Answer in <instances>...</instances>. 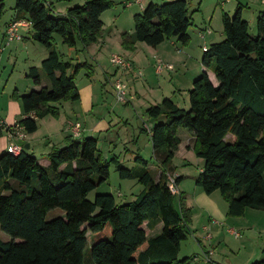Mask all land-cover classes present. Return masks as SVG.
<instances>
[{
	"label": "trees",
	"instance_id": "16d2710c",
	"mask_svg": "<svg viewBox=\"0 0 264 264\" xmlns=\"http://www.w3.org/2000/svg\"><path fill=\"white\" fill-rule=\"evenodd\" d=\"M3 3L0 0V20ZM114 5L111 0H87L59 16L48 0H16L15 9L29 16L33 39L49 51L41 69L50 87L13 95L27 115L19 122L26 134L38 131V119L59 117L52 104L80 100L76 80L81 72L88 79L95 75L94 65L87 61H64L53 48L54 35L69 48L80 44L87 50L102 37L101 16ZM242 12L240 6L233 16L223 13L224 39L203 55L202 64L213 71L218 85L202 72L189 92L188 110L169 98L146 110L157 121L151 142L161 167L158 181L147 169L137 174L124 168L118 157L105 158L94 137H66L64 147H53L47 155L49 167L40 165L23 144L19 155H0V233L11 237L8 242L0 237V264H190L194 257L180 259L179 254L192 212L184 193L173 195L167 184L168 176L175 175L181 128L193 134V151L205 161L197 186L208 195L219 191L228 203L229 217L241 218L247 209L264 211V13L253 37ZM134 22L132 34L121 33L122 47L128 51L138 42L157 48L172 37L184 46L190 42L193 23L187 0L150 2ZM28 77L41 86L36 67ZM160 119L165 120L158 123ZM3 132L0 127V138ZM136 161L149 164L141 156ZM111 165L121 179H138L144 186L134 201L120 204L112 194L88 199L109 179ZM181 179L176 177V186ZM55 209L64 215L47 220ZM159 221L162 232L148 237L142 226ZM253 264H264V252Z\"/></svg>",
	"mask_w": 264,
	"mask_h": 264
},
{
	"label": "crops",
	"instance_id": "0c3cea01",
	"mask_svg": "<svg viewBox=\"0 0 264 264\" xmlns=\"http://www.w3.org/2000/svg\"><path fill=\"white\" fill-rule=\"evenodd\" d=\"M170 1H173V0H170ZM232 1L233 0H220V5L221 7H225V5H227L228 3ZM6 2L7 0H4L3 4L5 5ZM150 2L163 3V2H169V0H143V2H141L143 4V8L142 7L141 8L144 9L146 5H148ZM245 2H246L245 4H243L242 6L240 5V6L244 7V9L245 7H247V9L257 8V11H258L257 17L261 16L264 13V9H261L259 7V5L264 6L261 0H247V1L245 0ZM48 4L53 5L54 13L56 14L55 5L50 0H48ZM136 4H139V3H136ZM132 5L133 4L131 3L130 6H126V7H131ZM69 8L71 7H65L64 14L67 13V10ZM223 13L224 12H222V15ZM65 15H62V16H65ZM242 17L244 19V11L242 12ZM257 19L258 18H256V23H257ZM14 21L24 22V25L19 26V33L23 37V39L21 41H15V42L9 43L5 36L6 28L10 23ZM211 21H212V18H210V23ZM249 24L251 28L250 21H249ZM207 28L210 29L209 32L203 30V32L198 31L196 34H193V33H189L188 31L190 39L192 38V43L189 45V47H186L184 50L182 48L178 49V47L175 48L176 45L171 44V46L175 48V54L169 52L167 46H163V48H160L162 45H164V43H166V41L163 42L161 45H159L157 48H153L154 49L153 51L152 50L146 51L147 48H144L141 42H138L136 44V49L134 51H128L122 47V41H121V35H120L118 38L120 41V47H121L120 49H123V51L127 53L126 55L123 54L121 56H124L126 59L130 60L133 63L135 70L142 71L144 74L142 81H141L142 78L141 79L136 78L134 74H130V75L126 74L123 76L124 80L127 82L128 87L130 89L128 93V97H129L128 103L130 102L132 103V100H134V97L140 98V99H145V98L150 97L152 98V101H149L148 106L146 108H149L150 105L152 106V105L160 104L165 98L171 99L174 103L178 105L179 103L177 101V96H183L184 92L188 91L187 96L189 97V92L193 88L191 86L193 85L194 80L197 77H199L202 74V72H206L210 80L212 81V83L214 85H218L215 74L213 73L212 70H209L205 66H203L202 59H203V55L205 52L203 50L204 46L210 48L212 44L221 42L224 39L223 24H222V29L220 30L221 32L218 36H215L214 29H212L211 27H207ZM0 30H1L0 31V58H1L2 53L4 52V49L11 48V47L14 51V56L16 59L18 58L19 53H22V54L26 53L29 57L26 60V63H27L26 70L30 71L31 68L36 67L39 70L40 77H41V86L30 85L29 87L38 88L37 91H39L43 87H47L46 85L47 83L43 80V76L41 75L40 69L42 66V62L48 56L49 51L45 46H44L45 48L42 49L40 48V46L35 44L34 42L35 40L33 39L34 32H33L32 24L29 19V16L23 15L16 10L15 14L12 16V19L4 25L3 29H0ZM21 32L22 33L24 32V34H22ZM100 43L103 45V47H105V50L107 49L111 52L112 50L109 49L110 45L111 44L112 46L114 44L116 45L117 41L113 43V41L111 40V36L108 35L107 37H103V40ZM93 47L94 46H91L87 49L89 54L92 51ZM32 48L35 49L36 57L38 55L40 59L37 58L36 60H33L30 58ZM141 48L144 49L148 54H151L147 57V59L142 58ZM98 51L100 52L94 51L97 55L93 61H96L100 68L94 66L95 75L93 76V78L88 79L86 77L85 80L80 85L78 81L76 80V83L80 91V96H81L80 100L77 102L62 101L60 102L58 106L56 105L57 104L56 103L55 106L53 107L59 109L60 115L58 118H54L50 115H47L42 119H38V124H39L38 131L35 132L34 134L28 135L23 130V133L25 134L24 140L17 141V143H21L23 145L24 143L29 144L30 148L29 149L25 148V149L29 153H32L38 159L39 164L44 167L50 166V161L48 160L47 155L51 152L53 147H58V148L64 147L65 138L68 136H73L70 130L69 124H80L81 129H82L80 138L82 137L96 138L98 140L100 150H102L103 148L110 149L112 147H115L119 142V140L116 139L117 137L120 138L119 134L116 133L117 132L116 124L118 120L122 121V119L120 117V113L117 114L114 112L115 107H113V110L109 108V104L111 103L110 98L112 99V95H113L114 101L117 100L115 97V93L112 89V83L117 77L121 75V72H119L115 67H113L110 62L112 55H115V53H111V55H109L108 57L110 65L114 69L110 71L104 67V60H105L104 53L101 52V49ZM12 55L13 53L11 52L10 56ZM197 61L200 64H198ZM159 62L173 65L174 69L173 70L164 69L160 74H158L156 70V65ZM76 63H73V64H76ZM192 63H194L195 68L191 72H189L187 69ZM97 70L99 71V74H98L100 75L99 77H96ZM26 77L29 78L28 75H26ZM185 83H188L189 85L185 86L184 85ZM107 86H110L111 93L106 90ZM190 87L191 89H189ZM16 91L18 92L20 96L24 95V94H21L19 90H15L14 93ZM14 93L10 95V99H8V106H7L8 111L6 112L4 117H0V120L3 121V123L7 127H14L15 125L19 124V122L23 118L27 117V115H25L24 112H21V107L19 105L20 101L13 97ZM183 100H186V99L184 98ZM123 105H127V104H123ZM178 106L180 107V105ZM188 106H189L188 108H190V100H189ZM184 108L187 110V107H184ZM126 109L127 108L124 107L122 110L124 114L127 113ZM29 116L35 117L34 114H31ZM160 120H163V119H160ZM59 124H61V126H58ZM149 124L150 125L143 123L142 128L139 127L136 132L130 133V137H128V143L139 144L142 134H148L150 137V141H151V131L153 130L156 123H154L153 126L151 125V123ZM56 125H57V129H56ZM143 128L146 129V133L142 132ZM182 130L183 129L181 128L177 132L179 138L181 139V144L179 145L178 152L176 153L175 158L173 160L177 159V157L179 156L187 155L188 153L193 151V144H194L193 134L189 133L188 136H190V138H188L187 136L186 140L184 141L181 138L182 133H184L182 132ZM40 133L42 137L37 136ZM134 135L137 136L136 140H134ZM229 138L231 139L230 136ZM10 143L11 142L9 141L6 133L3 132V136L0 138V155L7 151V148L9 147ZM41 146H43L42 149H40ZM101 152H103V150ZM37 154L42 155V158L37 157L38 156ZM102 154L104 156V153ZM153 156H154V150H153ZM104 157L109 159V157L107 156H104ZM157 163L159 164L158 160H157ZM134 166L137 167L138 163L136 162ZM159 167H160V164H159ZM177 167L175 166L176 171H175L174 176L182 177L180 184L177 186L178 192L184 193L185 195L186 205L192 212V224L190 225V230H191V226H194L196 224L197 226L194 227V233L196 235L202 234V233H205L206 235L207 232L205 228L208 227L210 232L213 231L214 233H217L218 236L224 234L229 237H232V236L234 237V234H232L231 231H236L239 233L240 237H236V236L235 237L241 238L242 235L239 232V230H236V228L244 229L246 226L247 228L255 229L258 227L259 218H262V217L264 218V216H262L263 214L259 212L262 210H254V209H247L245 212V215L241 218L229 217L227 215L228 203L223 199L221 193H220L221 198H219V196H214L216 192L210 195L206 194L202 190V188L197 186L196 184L197 179L195 180V186L193 187V189L188 191V189L185 188V182H186L187 175H183V173H180ZM160 173H161V167H160V172H159V175L156 181L159 180ZM249 213H251V216L249 217H253V218L257 217L255 221L245 220L248 217ZM199 218L202 219V221L199 224H197L198 223L197 221H199L198 220ZM240 221H246V222L244 225H240L241 223ZM256 221H258V224L256 223ZM142 227L146 231V234L148 237L153 236V235L154 237H156L162 232L163 223L159 221L156 225H154L153 222H150L149 224L148 222H146ZM193 236L194 238L196 237L194 234ZM195 240L197 242L198 247H203V246L205 247V245L200 240H197V238H195ZM205 240L207 241L206 238ZM88 241L89 242L91 241L90 233L88 234ZM263 252H264V249L260 253L259 259L263 256ZM214 256H215V253H214ZM213 260L217 264H221L220 261L216 259V256L214 257ZM190 264H192V261L190 262Z\"/></svg>",
	"mask_w": 264,
	"mask_h": 264
},
{
	"label": "rangeland",
	"instance_id": "374dc122",
	"mask_svg": "<svg viewBox=\"0 0 264 264\" xmlns=\"http://www.w3.org/2000/svg\"><path fill=\"white\" fill-rule=\"evenodd\" d=\"M56 8V14L55 15H65L64 10L65 7H74V6H82L86 3L87 0H50ZM115 3V5L110 8L109 10L105 11L102 15V21L104 23L103 26V37H107L108 35L111 36V40L113 43L117 41V44L110 45L109 49L112 50L111 52L109 50H105V47L100 43L103 40V37L98 40L96 44L92 45L94 46L90 54L88 53V50L83 49L82 46L79 44L76 48H69L67 45H65L62 41V38L55 34L54 35V41H53V48L59 52L62 59L65 61H70L72 63L76 62H84L87 61L89 63H92L95 67H99L96 61H93L96 58V53L94 51L100 52L98 50L101 49V52L104 53L105 60H104V67L107 70H114L113 67L110 65L109 62V55L111 53H115V55H123L127 54L123 51V49H120V41L119 36L122 32H127L129 34H132L135 29V22L134 17L136 15H140L143 13V10L139 4L135 3V0H111ZM170 1V0H169ZM247 1V0H246ZM132 3L133 5L131 7H126V3ZM188 2V11L189 16L191 17L193 26L189 29V33L196 34L198 31H205L207 27H211L214 29L215 36H218L220 34V30L222 29V12L228 13L230 16H233L238 7L240 5L242 6L245 4V0H233L232 2L225 5V7H221L220 0H187ZM16 0H7V2L4 5V11L1 16L0 20V29H3L4 25L9 22L12 19V16L15 14L16 9ZM261 9H264V6L259 5ZM224 8V9H222ZM68 11V10H67ZM244 11V19H246L248 22H251V28L250 33L253 37L257 36V29H256V18L258 15L257 8H251L247 9V7H243ZM61 13V14H60ZM210 18H212V21L210 23ZM212 24V25H211ZM1 31V30H0ZM22 33V32H21ZM24 34V32L22 33ZM102 39V40H101ZM35 44L40 46V48H45L42 44L34 41ZM192 43V38L190 39V42L188 45L184 46L177 37H172L170 40H167L164 45H162L160 48H163V46L168 47V51L175 54V48L178 47L182 48L183 50L186 47H189V45ZM141 44L144 46V48H147V50H154L152 47L148 46L145 43ZM171 44H175V48L171 46ZM109 46V45H108ZM108 48V47H107ZM141 56L144 59H147V57L151 54H148L144 49L141 48ZM13 53L12 56H10V53ZM114 56V55H112ZM124 57V56H123ZM28 55L26 53H19L18 58L16 59L14 56V51L11 48L4 49V52L1 55L0 58V117H4L6 112L8 111V99H10V95L14 93L15 90H19L21 94L30 93L31 91H37L38 88H30V85H33V82L30 78H27L26 75H28L29 71L26 70V60ZM31 59L36 60L38 57H36L35 49L32 48L31 52ZM40 59V58H39ZM195 61V60H194ZM198 64H200L197 61ZM195 68L194 63H192L188 67V71L191 72ZM41 70V75L43 76V80L47 83V87H50V82L46 78L45 73ZM97 75L96 77H99V71H96ZM86 78V72H81L78 77L77 81L79 85L85 80ZM28 80V81H27ZM143 78L141 79V81ZM185 86L189 85L188 83L184 84ZM132 87V85H131ZM193 87V85L191 86ZM191 87L189 89H191ZM113 89V88H112ZM106 90L111 93L110 86L106 87ZM128 89V93H129ZM188 91L184 92L183 96H177L178 105H180L181 108L187 107V110L189 109V97L187 96ZM116 97V94H115ZM128 97V94H127ZM186 100H183V99ZM129 99V97H128ZM111 103L109 104V108L113 110V107H115V113H120V117L122 121H117V132L119 134L120 138H116L119 140L118 144L115 147H112L110 149L103 148L104 156L109 157L111 159L112 157L116 156L119 158L121 165L124 168L127 169H133L135 170V173L143 172L144 170H148L155 179H157L160 167L157 163V159L153 156V145L150 141V137L148 134H142L141 139L139 141V144L136 143H128V137H130V133L136 132L138 128H142L143 123H146L147 125L153 126L154 123H157L154 118H151L147 115L146 108L148 106L149 101H152V98L148 97L145 99H140L134 97V100H132V103H128L127 105H123L122 103H118L117 100L114 101L113 95L112 99L110 98ZM186 101V102H185ZM56 103L52 104V106H55ZM60 104L57 103L58 106ZM112 104V105H111ZM19 105L22 106L19 102ZM150 105V104H149ZM151 106V105H150ZM149 106V107H150ZM126 109V114L123 113V108ZM185 109V108H184ZM3 119V118H2ZM119 119V118H118ZM159 120L158 123H161ZM58 126H61L59 124ZM57 129V125H56ZM182 135L181 138L185 141L188 134L190 133L187 129L182 128ZM71 130V128H70ZM117 135V134H116ZM39 137L41 136V133L37 135ZM231 137V136H230ZM137 136L134 135V140H136ZM190 138V136H188ZM131 139V138H130ZM231 140V139H230ZM27 143H24V146ZM43 146H41L40 149H42ZM101 150V151H102ZM36 153V152H35ZM40 153V152H38ZM37 157L42 158V155L37 154ZM138 156H141L142 158L146 159L149 164L148 166L143 165L142 163H139L136 161V158ZM138 163V166L135 167V163ZM204 159L198 157L194 151H191L187 155L179 156L177 159L173 160V166H178V170L180 173H183V175H187L186 182H185V188L188 189V191L192 190L195 186V180L198 179V177L201 174V170L204 166ZM95 181H98V177L94 178ZM144 190V186L141 185L138 181V179H121L119 176V173L116 171L115 166L111 165L110 168V177L107 181L99 185L95 190H93L89 196L88 199L93 201L95 197L99 194H112L115 196L118 203H129L134 201L138 195ZM120 194V196H119ZM122 196V197H121ZM214 196H220V192L216 191ZM254 211V210H253ZM251 212V211H249ZM255 212V211H254ZM262 216H264V211H259ZM64 215L63 211L60 209H55L50 211L47 214V220H52L56 217H62ZM251 216V213H249L248 217L245 220H256V218L249 217ZM197 221L199 224L202 219H198ZM240 225H244L246 221H240ZM258 224V221H256ZM194 226H191V230L189 231L187 235V239L182 242L181 244V251L179 254L180 259L184 258H192V257H198V260L194 261L192 260V264H207L205 263L203 259L202 253L204 251L213 250L216 256V259L220 261L221 264H253L256 261L259 260V255L264 249V218H259V224L257 228H236V230H239L241 233V238H236L235 236L229 237L227 235H220L218 236L217 233H214L211 231L212 238L207 241L205 240V233L196 235L194 233ZM251 227V226H249ZM193 234L196 236L197 240H200L205 247H198L197 242L193 236ZM204 234V235H203ZM0 237L4 242L11 241V237L3 232L0 233ZM150 237H154L150 236ZM236 238V239H235ZM92 240V238H91ZM90 249H91V241L88 243L87 249H86V256H90ZM213 255V259L215 257ZM216 263V262H215ZM217 264V263H216Z\"/></svg>",
	"mask_w": 264,
	"mask_h": 264
},
{
	"label": "built area",
	"instance_id": "2783aa9c",
	"mask_svg": "<svg viewBox=\"0 0 264 264\" xmlns=\"http://www.w3.org/2000/svg\"><path fill=\"white\" fill-rule=\"evenodd\" d=\"M135 1L136 3H139L141 7L143 8V4L141 3L143 2V0H135ZM261 2L264 5V0H261ZM130 5H131L130 2L126 4V6H130ZM21 25H24V22H12L7 26L5 36L9 43L15 42V41H21L23 39V37L19 33V26ZM205 31L209 32L210 29L207 28ZM208 49H209L208 47H205V46L203 47L204 51H208ZM110 62L113 67H115L119 72H121V75L117 77L112 83V88H113L114 93L116 94V99L118 102L122 104H128L129 101H128L127 94H128L129 87H128L127 82L124 80L123 76L126 74L128 75L134 74L136 78L141 79L143 78L144 74L142 71L135 70L133 63L121 55L112 56L110 59ZM164 69L173 70L174 67L173 65L166 64L163 62H159L156 65V70L158 74H160ZM0 127L4 128V132L6 133L9 141L11 142L9 147L7 148V151L13 155H19L24 149L21 143H17V141L19 140L22 141L25 138V134L23 133L24 129L22 128V126L17 124L14 127H7L3 123V121L0 120ZM69 127L71 128L72 135L75 138H79L81 136L82 129H81L80 124H69ZM167 184H168V187L171 193L175 196H178L179 192L176 186V176H168ZM205 230L207 232L206 239L210 240L212 238V235L208 227H206ZM231 232L232 234H234V236L240 237L238 232L236 231H231ZM202 255H203V259L205 263L216 264L215 261L213 260V255H214L213 250L204 251ZM196 260H198V257H194V261Z\"/></svg>",
	"mask_w": 264,
	"mask_h": 264
},
{
	"label": "water",
	"instance_id": "95a60500",
	"mask_svg": "<svg viewBox=\"0 0 264 264\" xmlns=\"http://www.w3.org/2000/svg\"><path fill=\"white\" fill-rule=\"evenodd\" d=\"M25 148L26 149H29L30 148V145L29 144H26Z\"/></svg>",
	"mask_w": 264,
	"mask_h": 264
}]
</instances>
